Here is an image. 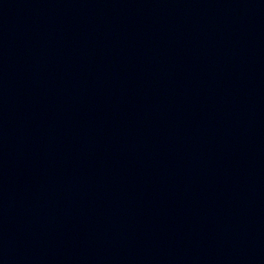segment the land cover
Returning <instances> with one entry per match:
<instances>
[{
	"label": "water",
	"instance_id": "1",
	"mask_svg": "<svg viewBox=\"0 0 264 264\" xmlns=\"http://www.w3.org/2000/svg\"><path fill=\"white\" fill-rule=\"evenodd\" d=\"M0 264H264V0H0Z\"/></svg>",
	"mask_w": 264,
	"mask_h": 264
}]
</instances>
